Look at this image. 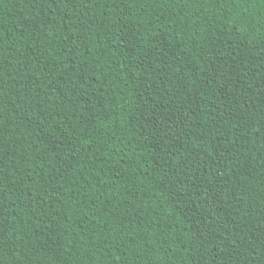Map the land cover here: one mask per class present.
<instances>
[{"label":"trees","instance_id":"obj_1","mask_svg":"<svg viewBox=\"0 0 264 264\" xmlns=\"http://www.w3.org/2000/svg\"><path fill=\"white\" fill-rule=\"evenodd\" d=\"M0 264H264V0H0Z\"/></svg>","mask_w":264,"mask_h":264}]
</instances>
